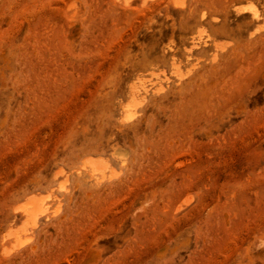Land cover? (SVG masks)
Wrapping results in <instances>:
<instances>
[{
	"label": "rangeland",
	"instance_id": "1",
	"mask_svg": "<svg viewBox=\"0 0 264 264\" xmlns=\"http://www.w3.org/2000/svg\"><path fill=\"white\" fill-rule=\"evenodd\" d=\"M142 1L0 0V264H264V0Z\"/></svg>",
	"mask_w": 264,
	"mask_h": 264
},
{
	"label": "bare ground",
	"instance_id": "2",
	"mask_svg": "<svg viewBox=\"0 0 264 264\" xmlns=\"http://www.w3.org/2000/svg\"><path fill=\"white\" fill-rule=\"evenodd\" d=\"M134 1H136V0H123V4H125L127 6H131L134 3ZM146 1L147 0H143L142 5L146 4ZM170 4H172L175 8L183 9L185 7V0H170ZM236 9H239L238 12L240 11V13L250 12L254 18H258V16H259V13L254 6L238 7ZM205 16H206V14L203 13L201 15V18L204 19ZM215 20H216V18H215ZM253 34L254 33H252L251 35H253ZM210 40H212L211 36L206 35L204 31L199 32L198 35L191 37L190 46L187 48V52L189 54H192L194 51L198 50L199 48L209 45ZM217 43L218 42H215L216 47L218 46ZM225 48H226V46L224 44V46L221 48V50H223ZM218 49H220L219 46H218ZM194 65L198 66V63H196ZM139 86H140V84H139ZM147 89H148V87L146 86V84L145 83L142 84L140 90L147 92L148 91ZM160 89L163 90L164 88L162 87ZM135 106L137 107V105H135ZM129 115H130V113H129ZM130 116H132V115H130ZM88 159H90V158H88ZM104 164H101L100 161L98 163V161L95 162L92 160H88V162H85V164H83L82 168L87 172V175L89 177L93 178V180H95L98 184L101 181L107 180L106 174H108V173H106V168H109V167L108 166L106 167V165H104ZM61 173H62V171H61ZM113 176H116V174L114 173ZM113 176L111 178H113ZM62 185L63 186H61V188H65L64 187L65 183H63ZM39 195L31 193V194L26 196L25 202L23 204H21V205L19 204L20 206L18 207V210H19V213L23 216V218H25V220H23L25 222L22 224V226L20 228H17L14 231L13 230L9 231L10 228H8L9 233L6 234L7 235L6 238H12L13 243H12V246L10 248L5 247V250L3 252L5 255L8 256L11 253L19 250L20 248L22 249L23 246L27 245L32 240L33 232L35 230L37 231V229H38L37 227L40 226L39 224L42 223L44 220L45 221L49 220L52 216H54V214L56 212H59V208H57L58 211H55V210L51 211L50 210L51 208L48 207L49 203L47 202L48 201L47 196H49V195H47L46 197H44V196L41 197ZM15 213H17V212H15Z\"/></svg>",
	"mask_w": 264,
	"mask_h": 264
}]
</instances>
